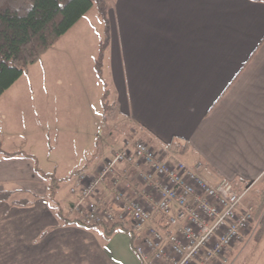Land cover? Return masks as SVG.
I'll return each instance as SVG.
<instances>
[{"label": "crops", "instance_id": "obj_1", "mask_svg": "<svg viewBox=\"0 0 264 264\" xmlns=\"http://www.w3.org/2000/svg\"><path fill=\"white\" fill-rule=\"evenodd\" d=\"M119 9L108 19L101 68L109 116L123 127L118 138L131 133L167 152L184 146L181 160L209 167L214 183L263 180L264 2L121 0ZM66 68L61 77L81 82L76 67ZM100 129L95 114L85 133L75 132L84 164L61 179L36 163L35 152L0 149V264H139L119 225L65 222L76 202L71 177L81 170L95 175L109 154L101 151L114 134ZM84 137L89 148L82 149ZM111 195L101 185L93 200L109 202ZM110 227L117 228L106 236Z\"/></svg>", "mask_w": 264, "mask_h": 264}, {"label": "built area", "instance_id": "obj_2", "mask_svg": "<svg viewBox=\"0 0 264 264\" xmlns=\"http://www.w3.org/2000/svg\"><path fill=\"white\" fill-rule=\"evenodd\" d=\"M67 211L85 228L119 225L133 241L139 264H225L253 223L245 203L252 185L214 183L209 167H189L180 148L158 150L137 136L109 152L95 175L75 173ZM109 182V202L93 199Z\"/></svg>", "mask_w": 264, "mask_h": 264}, {"label": "rangeland", "instance_id": "obj_3", "mask_svg": "<svg viewBox=\"0 0 264 264\" xmlns=\"http://www.w3.org/2000/svg\"><path fill=\"white\" fill-rule=\"evenodd\" d=\"M120 5L121 0H108L110 22L116 14L119 16ZM103 30L94 6L70 34L61 40L63 36L45 54L46 58L44 56L26 70L0 97V149L35 152L36 163L39 162L45 172L64 178L83 167L81 149L74 134L76 131L85 133L95 121V114L100 128L106 127L114 134L101 154L115 149L116 142L122 138L117 135L123 127L109 116L111 96L107 95L106 75L104 73L102 79H98L92 61L104 39ZM68 53L73 55L72 61L65 57ZM69 64L76 67V72L82 73L81 82L77 80L79 77L60 76V70H68L66 66ZM21 144L24 147H20ZM87 145L88 140L84 137L81 148H89ZM104 185L108 187L109 182ZM263 187L264 179L252 185L245 195V203L253 209L256 196ZM257 228L253 221L245 237L226 257L225 264H264V238L255 241Z\"/></svg>", "mask_w": 264, "mask_h": 264}, {"label": "trees", "instance_id": "obj_4", "mask_svg": "<svg viewBox=\"0 0 264 264\" xmlns=\"http://www.w3.org/2000/svg\"><path fill=\"white\" fill-rule=\"evenodd\" d=\"M94 6L104 28V39L94 62V71L101 80L109 38L108 0H0V97ZM178 147L183 153L184 146ZM256 197L253 218L258 227L255 241L259 242L264 238V187ZM115 228H105L106 236L113 234Z\"/></svg>", "mask_w": 264, "mask_h": 264}, {"label": "snow or ice", "instance_id": "obj_5", "mask_svg": "<svg viewBox=\"0 0 264 264\" xmlns=\"http://www.w3.org/2000/svg\"><path fill=\"white\" fill-rule=\"evenodd\" d=\"M262 2H264V0H262Z\"/></svg>", "mask_w": 264, "mask_h": 264}]
</instances>
